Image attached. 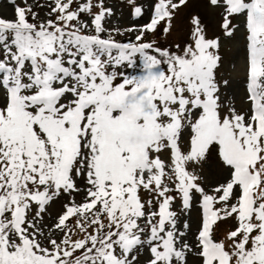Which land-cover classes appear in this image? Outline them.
I'll return each instance as SVG.
<instances>
[{"label": "snow or ice", "instance_id": "6c2138e0", "mask_svg": "<svg viewBox=\"0 0 264 264\" xmlns=\"http://www.w3.org/2000/svg\"><path fill=\"white\" fill-rule=\"evenodd\" d=\"M127 2L133 19L144 15ZM187 2L152 0L149 22L121 28L109 26L105 0H10L13 18L0 17V264H264V0H207L221 36L193 16L183 48L145 39L169 33ZM241 29L244 111L222 99L220 53ZM213 154L223 178L206 190L196 168ZM227 220L235 227L220 239Z\"/></svg>", "mask_w": 264, "mask_h": 264}, {"label": "rangeland", "instance_id": "374dc122", "mask_svg": "<svg viewBox=\"0 0 264 264\" xmlns=\"http://www.w3.org/2000/svg\"><path fill=\"white\" fill-rule=\"evenodd\" d=\"M20 0H16L19 3ZM34 0H29V3H33ZM178 3L179 0H174ZM107 6L111 7L114 16L111 18L110 27L119 26L121 28L140 26L146 22H149L151 15L150 5L152 0H136L137 5L143 6L144 15L141 18L133 19L131 12L132 8L127 0H105ZM35 10V9H34ZM14 8L10 0H0V17L7 19L13 18ZM41 17L44 16V12H40ZM193 16H198L200 23L204 28V31L209 38H214L216 36H221V15L219 9H214L208 5L207 0H188L186 5L181 6L175 13L172 20L171 30L169 33L164 34L158 29L156 33H149L145 37L146 40H154L158 45L171 48L175 50L177 44L183 48L186 44L191 43V31L192 24L191 19ZM235 23V21H234ZM138 33H126L123 36L117 35L115 38L119 41L127 42L128 40H134L135 35ZM220 53L223 58V63L225 67V78L229 80V85L222 87V99L226 105L234 104L238 111H244L248 105L246 104V74L244 71L245 65V40L243 29L236 32L235 36L231 39H221V49ZM192 170L191 168L189 169ZM197 174L201 177L200 183L209 190V186H214L215 184L222 181L223 169L216 160L215 154L209 157V160L202 166L196 168ZM83 186V182H80ZM145 199L152 198L147 193H142ZM70 199L69 197H61L59 200L55 201L51 207H49L48 212L53 218L57 216L58 213L62 211V205ZM77 202L81 200V196H76ZM180 202L177 199L174 209L179 213ZM181 219H186V217H181ZM199 220V208L198 204L194 201L193 208L191 212V225L193 232L196 231L198 227ZM54 223V219H48L45 216V224L51 225ZM235 227V222L232 220H227L221 222L219 227L216 229L218 238L222 239L224 235L231 229ZM75 238V237H74ZM146 255H141V264H144L146 260ZM189 264H197V259L194 256L189 257Z\"/></svg>", "mask_w": 264, "mask_h": 264}]
</instances>
